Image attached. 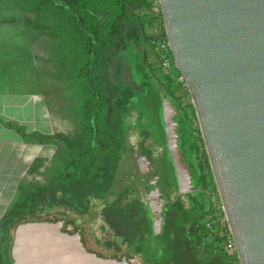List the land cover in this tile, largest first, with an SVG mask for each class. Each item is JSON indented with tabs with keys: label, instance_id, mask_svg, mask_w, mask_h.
Returning <instances> with one entry per match:
<instances>
[{
	"label": "water",
	"instance_id": "95a60500",
	"mask_svg": "<svg viewBox=\"0 0 264 264\" xmlns=\"http://www.w3.org/2000/svg\"><path fill=\"white\" fill-rule=\"evenodd\" d=\"M173 61L190 94L240 264H264V0H159ZM173 183L198 205L207 200L202 164L190 149L183 110L157 83ZM159 189L149 195L155 214ZM163 217L154 218L160 245ZM34 220L14 228L12 264H132L85 247L82 228Z\"/></svg>",
	"mask_w": 264,
	"mask_h": 264
},
{
	"label": "trees",
	"instance_id": "16d2710c",
	"mask_svg": "<svg viewBox=\"0 0 264 264\" xmlns=\"http://www.w3.org/2000/svg\"><path fill=\"white\" fill-rule=\"evenodd\" d=\"M51 1L54 6L63 9L66 15L72 18L75 24L73 32L77 34L79 39L85 37L87 40V42L82 45L83 55L85 56L82 60L85 67L84 71L82 65H77V70L78 72L80 71L79 75L83 76L82 82L86 84V87L81 89L82 96H80L79 101L81 114L86 123V131L84 134V141L80 142L76 149H71L70 151L63 150L60 152V159L66 170L62 179L55 180L46 186L27 189L21 194L15 204L7 210L0 223V238L4 232L8 233L9 238L6 242V246L7 244L9 245L8 248L14 236V228L17 224L26 221H55L58 219H65L64 231L72 233L77 228H82V235H85L82 218H74L66 214L60 216L37 213L40 207H42L43 212H47L52 207L58 206L59 201L55 202V197L63 190L64 192L62 195L67 199L63 205L66 203L70 204L71 202L76 212L80 215L94 213V211L92 212L91 210L90 198L96 200L101 196L118 194L122 191L137 193L135 181L130 180L127 174H129L132 169H138L140 173L144 170L146 172L148 169V161H150V155L148 150L142 145V142H139L140 148L137 152L133 151V146L125 143L128 126L124 120L123 114L127 112L129 105L133 106L134 109L140 113L136 123L138 127L144 128V132L151 134L149 129L146 128L148 120L155 126L154 133H156L157 140H154V142L160 144L163 151L162 156L156 160L159 166V173L163 178L172 182V176L170 174L165 152L164 132L159 115L157 98L158 84L152 79L150 74L151 71L148 70L149 66L145 59V52L139 53L130 49L131 42L142 46L152 36L145 34L142 29V23L140 22L134 23L126 29L129 23L125 21L122 26L119 25L115 31H112V27L115 26L116 23V17H110L109 20L107 19L104 23L99 24V19L95 15V12L88 10L83 3L79 6L80 9L85 11L82 15L66 0ZM42 30L44 31L46 28L41 27L40 31ZM64 30V27H60L59 31L54 32L53 30L52 33L59 36L62 33L61 31ZM47 31L51 30L47 29ZM98 50L101 56L104 57V64H106L105 69L109 76L108 78H112L111 87L113 92L111 94L108 93L105 87V79L103 81L104 85L101 87L94 74V69L96 67L94 59ZM113 57L114 61L112 63L111 59ZM123 68L128 69L129 78L139 86L138 89L131 91L130 85L124 82L122 77V74L125 76ZM162 76L164 80H167V82L163 84L174 97L170 88V82L173 81L165 74H162ZM38 80L43 87L47 84L54 85L59 93L66 94L67 88L69 90V86H67L63 78L59 79L54 75L50 76L42 73ZM177 102L184 112V117L187 118L180 102ZM146 113L150 116H146ZM188 126L189 129H192L189 124ZM18 130L27 140L35 138L42 141V138H47V140H49L55 136V134L45 135L36 132L27 134L24 133V130L20 127H18ZM191 136L192 141L189 147L196 152L202 164L203 188L207 191L208 196L207 200L203 199L201 214L197 215V217L203 218L209 212L211 206L208 195L209 190H207L208 183L206 181L204 164L199 155V147L195 141L194 131ZM125 151L139 153L141 159L135 160L131 165L122 166L121 156ZM143 182L145 187L148 188L147 182H145V180ZM134 187L135 190L133 189ZM133 201V205L129 208V215L125 218L121 217L120 214L116 213L111 208H104L102 210V215L106 217L110 225L116 229L119 234L123 235V237L127 236L124 227L126 228L130 225L129 223L132 222L133 224V221L137 220L135 218L136 216L139 217V209L141 210V215L146 212L142 202L136 199ZM141 218H143V216H141ZM7 221H9L7 225L8 230L6 229L5 231L3 222L5 223ZM172 244L173 241L168 243L167 249H180L177 245H173L174 247H172ZM214 245L218 248L216 244ZM172 255L175 256V254ZM114 256L117 258L121 257L120 255ZM205 256L206 262H203V264H224L221 252L217 251L211 253L208 246H206ZM167 259L168 258H165V260ZM6 260L8 264H11L9 252L5 255V261Z\"/></svg>",
	"mask_w": 264,
	"mask_h": 264
},
{
	"label": "rangeland",
	"instance_id": "374dc122",
	"mask_svg": "<svg viewBox=\"0 0 264 264\" xmlns=\"http://www.w3.org/2000/svg\"><path fill=\"white\" fill-rule=\"evenodd\" d=\"M70 2L71 5L79 11L80 14H84L85 11L80 9V4L83 3L85 7L91 12H95V15L99 19V24L104 23L110 17H116L115 26L112 27V31H115L117 26H122L124 22H128L126 29L132 26L134 23H142V29L146 35L154 37V35L161 33L162 28L164 29L163 23L160 25L159 14L156 11L152 0H66ZM5 3H10L9 6H15L16 9L21 8L22 14L15 13L12 8H9L8 21L23 26V29L27 32V37L35 50L36 60L40 62V68L45 71H50L52 75L65 81L69 90L67 88L66 94L60 93L58 100L55 101L58 109V117L62 116L59 120L58 131L52 139L47 140V138H42L40 141L43 144L52 143L55 146L54 152L50 153L48 147L42 152L43 156L40 159H35L33 161V166L29 169V174L26 176L25 180L19 183V190L11 203V206L20 198L27 189H35L36 187L46 186L55 180H61L66 173L64 164L60 159L61 151H70L71 149H76L80 142L84 141V134L86 131V123L82 117L80 109V96H82L81 89L86 87L84 84L83 76L79 75L80 71L77 70V65L83 66V71L85 69L83 65V43L87 42L85 37L79 39L76 33L73 32L74 22L72 18L66 15V12L54 6L51 0H0V5L5 6ZM3 10L2 7L0 8ZM3 12V11H2ZM7 8L5 9V13ZM161 15V14H160ZM131 16V17H130ZM105 17V18H104ZM1 18V17H0ZM128 19V20H126ZM7 21V20H6ZM1 23V22H0ZM125 26V25H124ZM123 26V27H124ZM41 27H45L46 30L40 31ZM60 27H64L65 30L59 36L52 33L60 30ZM51 30V31H47ZM3 42L8 44V50L4 49V53H0V57L7 54L13 57L14 46L13 42H17L19 37H12V32L7 36L3 37ZM151 38L147 40L144 45L139 46L136 43L131 42L130 49L134 52L142 53L145 52L146 62L148 63V70L151 71L152 79L157 83H164V80L159 65L153 55L150 53L152 49V44L150 42ZM132 40V39H131ZM129 40V41H131ZM12 54V55H10ZM114 56V55H113ZM40 58V59H39ZM112 63L114 57L111 59ZM104 57L101 56L98 50L95 54L94 63L96 67L94 69V74L96 75L101 87L104 85L103 81L105 79V87L109 94L113 92L111 87V79L108 77V72L105 69ZM12 70V69H10ZM10 76L0 73V77H10V87L15 86L16 82H12L14 77H16V72H8ZM124 82L130 85V90L134 91L138 89L139 86L131 81L129 78L128 69L123 68ZM178 74V71L175 70ZM166 79V78H165ZM13 83V85H12ZM171 83V91L174 94L175 100L179 101L183 107L186 115V120L191 126L195 133V141L199 147V155L204 164V171L206 174V181L208 183L207 190L212 192L214 190V180L211 172V168L208 161V156L206 153L204 141L199 128V122L196 116V112L190 97L188 90L183 84H177L176 81ZM7 85L6 82H4ZM5 85L3 86L4 88ZM164 85V84H163ZM18 88V87H16ZM13 89V88H12ZM148 112V111H147ZM140 113L134 109L133 106L129 105L126 113L123 114L124 120L128 126V132L126 136V144L133 146V151H139L140 143L148 150L150 155V161H148V169L140 173L138 169H132L128 178L135 181L137 193L130 191H122L118 194H110L108 196H101L98 199L90 198L91 210L94 213L87 215H80L76 212L75 207L70 204H64L67 201L64 197V190L55 197V202L59 201L58 206H54L47 212H43L42 207L38 208L37 213L43 215H57V214H67L74 218H82V224L85 228V234L88 237L90 246L101 252L110 253L113 248H105L100 244L101 241H106L107 239L112 240L114 234L112 233L108 223L104 221L102 217V210L104 208L113 209L116 213L120 214L121 217L125 218L129 215V208L133 205V200H138L143 202L144 206L147 200V192L143 186V181L152 182L157 180V163L156 160L162 154V147L160 144L154 142L156 141V133H154L155 126L148 119L147 129L150 133L144 132V128L137 126V119ZM146 116L148 113H146ZM151 118V117H150ZM149 123V124H148ZM144 132V133H143ZM147 133V134H146ZM154 134V135H153ZM153 136V137H152ZM155 137V138H154ZM52 151H53V146ZM51 154V155H50ZM122 166L131 165L135 160H140L141 157L139 153H132L125 151L122 156ZM143 178V179H141ZM135 190V187L133 188ZM172 194V193H171ZM170 194V195H171ZM10 206V207H11ZM141 210L139 209V217L136 216L138 222H140L139 229L135 232V226L132 222L129 223L127 231L129 233H145V226L143 221H141ZM4 230H8V227L3 225ZM146 232H149L147 229ZM3 237L0 239V264H5V255L7 254L6 242L8 241V233L4 232ZM137 238L131 237L121 242L119 248L120 251H124L129 242L136 240ZM9 243V242H8ZM159 255V254H158ZM132 264H148L145 260L141 259L138 255L132 256L130 260ZM8 264V263H7ZM157 264V263H154Z\"/></svg>",
	"mask_w": 264,
	"mask_h": 264
},
{
	"label": "crops",
	"instance_id": "0c3cea01",
	"mask_svg": "<svg viewBox=\"0 0 264 264\" xmlns=\"http://www.w3.org/2000/svg\"><path fill=\"white\" fill-rule=\"evenodd\" d=\"M4 5H0L3 9V12L0 9V53L8 50V44L2 39L5 34L9 35L10 29L12 37H19V40L13 42L12 48L14 52L16 50L13 57L7 54L0 57V73L10 76L8 72L13 71L17 75L12 80L16 82L13 89L10 87V77H0V223L17 194L19 183L29 174L33 161L44 157L42 152L47 147L50 153L55 150L52 141L43 144L35 138L27 140L18 127L27 134L53 135L57 133L62 118L58 117L55 102L60 95L58 89L52 84L43 87L38 80L42 73L51 76V72L40 68L41 64L36 60L35 50L23 26L8 21V9L12 8L21 15V8L11 7L10 3ZM8 224L9 221L3 222L5 226Z\"/></svg>",
	"mask_w": 264,
	"mask_h": 264
},
{
	"label": "flooded vegetation",
	"instance_id": "af4514ba",
	"mask_svg": "<svg viewBox=\"0 0 264 264\" xmlns=\"http://www.w3.org/2000/svg\"><path fill=\"white\" fill-rule=\"evenodd\" d=\"M157 171V180L147 182L149 186L148 188H146L145 184L143 183V186L148 189V192L145 206L143 204L146 212L142 215L143 218H141V220L144 223L145 233L147 234L145 235L141 233L139 235L138 233H129L127 228L124 227L127 236L123 237V235L119 234V232L110 225L106 217L102 215L104 221L108 223L112 233L114 234V238L112 240L107 239L106 241H101L100 244L105 248L112 247L113 250L110 253H106L93 249L90 246L88 237L85 234L82 235V240L87 249L90 251H95L97 254H100L104 257H113L114 255H120L122 257L123 255H126L128 256L129 260L132 259V256L138 255L148 264H203V262H206V246L209 247V251L211 253H215L217 251L221 252V250L215 247L213 242L206 241V236L201 230V218L197 217V215L201 214L202 206L194 204L187 195L179 194L175 184L173 183V180L172 182H169L160 175L158 163ZM157 188L160 191L158 199H162L164 202L163 204H161L160 201L157 202L156 207L161 206L162 211H156L154 214L149 205V195H151L153 191H156ZM208 195L210 200V192H208ZM57 215L63 216V214ZM158 216H162L164 222L163 237L160 245L153 236L154 218ZM58 220H63L65 225V219ZM132 225L135 226L136 232L140 227V222L137 220L133 221ZM147 229L149 232H146ZM3 235L4 234H2L1 238ZM134 236L137 239L129 242L124 251H120L119 248L121 246V242ZM171 241H173L172 247L177 245L180 247V249H167L168 243ZM11 244L7 250V254L9 252L10 262ZM172 254H175V256ZM165 258L168 259L165 260ZM5 264H7V260L5 261Z\"/></svg>",
	"mask_w": 264,
	"mask_h": 264
},
{
	"label": "built area",
	"instance_id": "2783aa9c",
	"mask_svg": "<svg viewBox=\"0 0 264 264\" xmlns=\"http://www.w3.org/2000/svg\"><path fill=\"white\" fill-rule=\"evenodd\" d=\"M152 2L159 14L158 19L161 25L163 21L162 16L160 15V1L152 0ZM150 42L152 44L150 53L155 58L154 60L158 63L161 71L164 72L163 74H165L172 81H176L177 84H183L186 88L183 76L179 72L178 74L175 73V70H178L174 65L173 56L165 30L162 28L161 33L154 35ZM210 203L211 206L209 212L201 218V230L206 236L205 239L206 241L216 244V246L221 250L224 264H240L235 240L229 227L225 209L219 198L216 187H214V190L210 192Z\"/></svg>",
	"mask_w": 264,
	"mask_h": 264
}]
</instances>
